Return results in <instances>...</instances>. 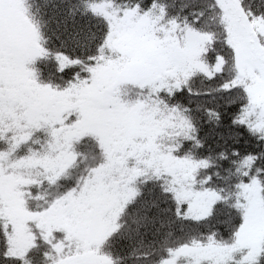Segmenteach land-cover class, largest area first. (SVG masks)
<instances>
[{"label":"snow or ice","instance_id":"6c2138e0","mask_svg":"<svg viewBox=\"0 0 264 264\" xmlns=\"http://www.w3.org/2000/svg\"><path fill=\"white\" fill-rule=\"evenodd\" d=\"M0 264H264V0H0Z\"/></svg>","mask_w":264,"mask_h":264}]
</instances>
